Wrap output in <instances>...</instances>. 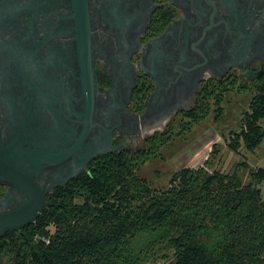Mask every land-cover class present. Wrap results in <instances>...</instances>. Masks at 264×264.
Wrapping results in <instances>:
<instances>
[{
    "label": "flooded vegetation",
    "instance_id": "af4514ba",
    "mask_svg": "<svg viewBox=\"0 0 264 264\" xmlns=\"http://www.w3.org/2000/svg\"><path fill=\"white\" fill-rule=\"evenodd\" d=\"M263 81L264 0H0V151L51 156L24 171L46 202L96 159L180 137L210 94L253 100ZM0 193V212L20 203Z\"/></svg>",
    "mask_w": 264,
    "mask_h": 264
},
{
    "label": "trees",
    "instance_id": "16d2710c",
    "mask_svg": "<svg viewBox=\"0 0 264 264\" xmlns=\"http://www.w3.org/2000/svg\"><path fill=\"white\" fill-rule=\"evenodd\" d=\"M255 89L230 144L234 152H254L264 142V81ZM225 94H210L191 123L205 119L209 101L220 105ZM169 141L94 160L89 172L48 196L35 223L0 237V258L11 264H264V167L245 184L236 172H209L205 162L153 190L137 172Z\"/></svg>",
    "mask_w": 264,
    "mask_h": 264
},
{
    "label": "rangeland",
    "instance_id": "374dc122",
    "mask_svg": "<svg viewBox=\"0 0 264 264\" xmlns=\"http://www.w3.org/2000/svg\"><path fill=\"white\" fill-rule=\"evenodd\" d=\"M252 97L253 93L230 92L224 95L220 105L210 101L208 116L199 123L187 121L189 131L161 148L160 156L141 165L137 175L145 179L153 190H162L182 168H198L208 162L205 166L209 172H236L242 182L249 183L250 173L264 167V142L254 152L245 149L234 152L230 144L241 131L242 119L249 111ZM179 131L176 125L173 132ZM260 189L264 201V183ZM50 230L53 232L54 228ZM0 262L11 264L9 260ZM156 264H161V261Z\"/></svg>",
    "mask_w": 264,
    "mask_h": 264
},
{
    "label": "water",
    "instance_id": "95a60500",
    "mask_svg": "<svg viewBox=\"0 0 264 264\" xmlns=\"http://www.w3.org/2000/svg\"><path fill=\"white\" fill-rule=\"evenodd\" d=\"M88 57L86 49L84 66L89 70ZM50 157L34 150H25L17 144L7 151H0V181L10 183L20 195V203L0 212V237L32 225L42 214L46 206V190L33 180V174L24 171L39 166L40 162Z\"/></svg>",
    "mask_w": 264,
    "mask_h": 264
},
{
    "label": "built area",
    "instance_id": "2783aa9c",
    "mask_svg": "<svg viewBox=\"0 0 264 264\" xmlns=\"http://www.w3.org/2000/svg\"><path fill=\"white\" fill-rule=\"evenodd\" d=\"M43 242H44L45 244H49L50 240H49V238H44V239H43Z\"/></svg>",
    "mask_w": 264,
    "mask_h": 264
}]
</instances>
